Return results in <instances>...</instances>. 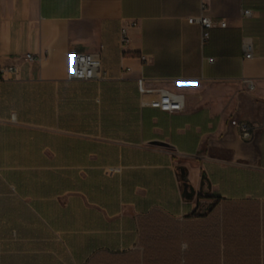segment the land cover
I'll return each instance as SVG.
<instances>
[{
    "label": "crops",
    "instance_id": "crops-1",
    "mask_svg": "<svg viewBox=\"0 0 264 264\" xmlns=\"http://www.w3.org/2000/svg\"><path fill=\"white\" fill-rule=\"evenodd\" d=\"M70 53L107 78L68 80ZM0 89V264H264V0H0Z\"/></svg>",
    "mask_w": 264,
    "mask_h": 264
},
{
    "label": "built area",
    "instance_id": "built-area-1",
    "mask_svg": "<svg viewBox=\"0 0 264 264\" xmlns=\"http://www.w3.org/2000/svg\"><path fill=\"white\" fill-rule=\"evenodd\" d=\"M208 8L202 4L201 13L199 16L192 17L188 20L191 25H198L203 31V40L207 41L211 36V31L218 25L220 28H226V22H215L208 14ZM244 16H251V11H245ZM135 26V23L131 24ZM128 30L123 28L121 32L122 47L128 45ZM245 57L253 58V45L251 42L244 43ZM26 60L29 62L40 61L30 54L26 55ZM143 60H145L143 58ZM210 63H214V59H208ZM15 67L2 68L1 75L6 76L16 73ZM67 78L70 81L90 82L95 80H105L107 73L102 68V62L98 54L94 53H70L68 55ZM253 88L252 81H248ZM148 82L144 78L137 81L138 92L142 98L150 96L153 98L142 101L144 106L160 110L168 114H178L185 110V96L176 94L168 89L160 88L158 90L148 87ZM255 127L247 122L239 124L240 136L243 140H250L253 137Z\"/></svg>",
    "mask_w": 264,
    "mask_h": 264
},
{
    "label": "trees",
    "instance_id": "trees-1",
    "mask_svg": "<svg viewBox=\"0 0 264 264\" xmlns=\"http://www.w3.org/2000/svg\"><path fill=\"white\" fill-rule=\"evenodd\" d=\"M220 202V200H218ZM231 208V207H230ZM237 208V209H236ZM214 210V208L212 209V211ZM225 213V211H223V214ZM226 214V213H225ZM224 214V215H225ZM227 214H229V216L233 217V219L236 221H234L232 223V225L236 226V228H239L241 225H250L253 228L252 229H256L257 227L260 228L261 224H259L258 222H247V223H243L242 220L250 218L251 216H256L257 212L256 209H241V207H235L232 208V210L230 209L229 212H227ZM263 231H264V223H263Z\"/></svg>",
    "mask_w": 264,
    "mask_h": 264
},
{
    "label": "rangeland",
    "instance_id": "rangeland-1",
    "mask_svg": "<svg viewBox=\"0 0 264 264\" xmlns=\"http://www.w3.org/2000/svg\"><path fill=\"white\" fill-rule=\"evenodd\" d=\"M8 199L11 200V197H8ZM8 199H6L4 202H12V200L11 201H8ZM0 202H2L1 199H0ZM210 206H211V204H208V203L203 204L202 205V208L200 210V213L201 214L206 213L208 211V209H209Z\"/></svg>",
    "mask_w": 264,
    "mask_h": 264
}]
</instances>
